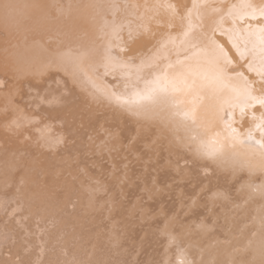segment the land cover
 Returning a JSON list of instances; mask_svg holds the SVG:
<instances>
[{"label": "bare ground", "instance_id": "6f19581e", "mask_svg": "<svg viewBox=\"0 0 264 264\" xmlns=\"http://www.w3.org/2000/svg\"><path fill=\"white\" fill-rule=\"evenodd\" d=\"M169 11L174 14L173 20ZM160 15L169 21H162ZM213 20L223 24L231 20L226 24L234 27L236 37L230 44L259 68L255 72L253 69V74L260 72L263 77L264 0H0V64L14 66L17 71L32 70L30 75L27 72L31 82L24 81L25 88L19 95H24L30 111L51 116L47 121L56 122L61 136L64 130L68 133L73 140L69 156L76 155L84 163L86 153L93 149L86 146L87 135L97 124L119 130L117 142L127 130L125 122L129 119L153 124L157 133L153 136L149 127L142 130L141 140H146L149 156L139 153L137 157L143 160H136L143 163L133 164L141 172L126 174L130 176L128 182L118 186L119 192L115 186L112 207L106 209L95 196L86 200L82 195L85 177L75 169L71 171L78 160L72 161L74 156L71 161L68 155L40 159L38 169L45 168L42 184L34 169L16 174L18 156L14 151L21 146L11 142L14 147L9 150L12 145L8 146L5 129L20 123L26 112H18L23 114L15 116L18 122L12 119L13 112L11 117L1 115L0 215L4 214L2 220L7 224V215L9 220L14 211L21 213L12 216L15 225L0 222V264H264V80L253 81L256 76L251 74L249 82L234 75L227 64L230 52L219 41L207 39L208 35L200 42L203 46L196 43L197 36L212 29ZM174 29L177 32L173 33ZM167 31L174 35L168 36ZM140 35L148 38L138 42L135 37ZM189 36L192 42L188 40L187 46L191 47L186 48ZM141 41L143 45L139 46ZM149 45L150 51L146 48ZM113 46L122 50L130 47L119 56ZM158 50L159 62L154 68L149 64L152 69L146 70L149 79L138 80L141 75L134 71L136 78L130 76L139 83L134 81L133 85L132 78L125 74L136 65L146 64L150 53ZM143 51L148 52L135 59L134 54ZM169 51L173 54L168 55ZM123 63L124 68L120 65ZM99 66L112 75L122 68L126 73L120 74L129 80L117 75V81L120 77L124 80L117 91L111 79L95 71ZM34 69L37 79L32 77ZM129 82L131 88H126ZM20 85L18 88L23 89ZM19 97L14 99L16 105L21 102ZM95 103L111 106L96 109L92 105ZM30 111L29 122L34 118ZM131 131L138 134L133 127ZM49 134L41 135L47 138ZM150 136L156 138L154 143L149 142ZM139 139L137 143H141ZM135 148L130 150L135 152ZM3 149L6 153L2 154ZM55 149L61 152L60 147ZM100 161L97 167H103ZM66 162L72 175L66 171ZM56 165L60 168L55 173ZM115 167L116 172L121 171ZM65 172L69 174L64 176ZM110 181L113 186L114 181ZM116 193H121L117 195L119 200ZM130 195L135 196L128 198ZM146 198L149 200L143 202ZM19 216L30 220L23 223ZM28 224L35 226L34 230L30 231ZM18 225L27 237H21V229L13 230ZM139 227L141 236L136 235Z\"/></svg>", "mask_w": 264, "mask_h": 264}, {"label": "rangeland", "instance_id": "374dc122", "mask_svg": "<svg viewBox=\"0 0 264 264\" xmlns=\"http://www.w3.org/2000/svg\"><path fill=\"white\" fill-rule=\"evenodd\" d=\"M65 1V0H64ZM118 12V11H117ZM120 12V11H119ZM118 12V13H119ZM117 13V14H118ZM123 13V12H122ZM122 13H120V14H122ZM168 13V12H167ZM172 15V20L174 19V14L173 13H171L170 11H169V16H171ZM110 15H112V13L110 14ZM165 17H167V16H165ZM160 19L162 20V21H164V20H167V19H165L164 18V15H160ZM170 19H171V17H170ZM185 20V19H184ZM187 20V19H186ZM169 20H167L166 21V23L168 22ZM171 21V20H170ZM216 20H213L212 22H211V28L212 29H210V28H208V26L210 25H207L206 24V26H207V28H208V31H210V30H213V31H215V32H212V31H210V33H208V31H207V29H206V31H205V33L203 34V35H201V36H197V40H196V43H198L200 46H203L204 44H201L200 42H201V40L203 41V40H205L206 39V37H207V35H208V37H207V39H211V40H214V41H219L218 43H221L222 44V46H224V48L228 51V53H229V55L231 56L230 57V60L227 62V64H228V68H230V69H232L231 70V72L234 74V75H241L243 78L244 77H246V78H244L246 81H249L250 82V80L249 79H252V75L251 74H253V69H255L254 70V72L256 71V69H258V71H259V68L258 67H256L255 68V64H253V62H250L249 60L250 59H248L246 56H244V55H242L241 53L239 54V52H236L235 50H234V48L232 47V45L230 44V41H232L233 42V40L235 39V37H236V34L233 32V28L234 27H230V26H228V24H226L227 22H229V21H231V20H229V21H227V22H225L224 24H223V21L222 22H220L219 21V23L216 21ZM174 22H175V20H174ZM187 22V21H186ZM209 23H210V21H208ZM123 24V23H122ZM170 25V24H169ZM227 25V26H226ZM168 26V25H167ZM171 27V26H170ZM169 27V28H170ZM210 27V26H209ZM219 30H220V34L218 33L219 32ZM224 30V31H223ZM172 31V30H171ZM170 31V32H171ZM176 31V29H174L172 32L174 33ZM218 31V32H217ZM228 31V32H227ZM230 31V32H229ZM124 32V31H123ZM165 32V31H164ZM164 32L162 31V33L161 34H164ZM168 32V31H167ZM166 32V33H167ZM170 32H168V36L170 35H172L173 33H171L170 34ZM177 32V31H176ZM218 33V34H217ZM174 35V34H173ZM200 35V34H199ZM210 35V36H209ZM212 35V36H211ZM206 36V37H205ZM220 36H221V38H220ZM217 37V38H216ZM141 38H144V37H142L141 35L140 36H136L135 37V39L136 40H140ZM146 38H148V37H146ZM146 38H144V39H146ZM191 37L189 36V38L187 37V40H186V46H187V42H188V40L189 41H191L192 42V38L190 39ZM204 38V39H203ZM150 39H152L151 37H150ZM150 39H147V40H150ZM179 39V38H178ZM139 40H138V42H139ZM142 40V39H141ZM180 40H183L182 38H180ZM142 42V43H141ZM140 43L141 44H139L138 43V45L139 46H141V45H143V42L144 41H141ZM154 42V41H153ZM156 42H158V40L156 41ZM156 42H154V43H156ZM137 43V42H136ZM136 43H134V44H136ZM154 43L152 44H150V45H153L154 46ZM147 46L146 48H148V47H152V46ZM136 46V45H135ZM114 47H115V49H114ZM130 46H128L127 47V49L129 48ZM137 47V46H136ZM143 47V49L144 50H146L145 49V46H142ZM185 47V46H184ZM188 47H191V46H187L186 48H188ZM139 48V47H138ZM154 48V47H153ZM112 49H114L115 51V54H116V52L117 53H119L120 51H127V49L125 50H122L123 48H118L117 49V47L116 46H113V48ZM149 49V48H148ZM147 49V50H148ZM180 49L181 48H179V50L178 51H180ZM234 50V51H233ZM148 51H150V49L148 50ZM148 51H146V52H148ZM146 52H137V53H135L134 54V57H136L135 59H137V55L139 56V55H141V54H145ZM121 53V52H120ZM119 53V56L121 55ZM159 53H160V50H158V52H155V53H150V56H149V58H147V63L146 64H142V65H136V68L134 67L133 69H131L132 71H130V74L129 73H126L125 71H123V69L122 68H124V65H125V63H123V64H120V65H123V67L122 68H120L119 69V72H117V74H115L116 75V77H114L112 74H109L108 72H106V71H102V70H100V69H98V68H101L103 65H101V67L99 66V67H97V68H95V71L98 73V74H100L101 75V77H105V78H108V80L109 79H111L110 80V83L112 84V85H114V89L115 90H117V91H119V90H121L122 89V87H121V85H122V81H124L125 79L127 80V78L128 77H125V76H130L131 74L133 75L134 74V71H136L135 73H138V76H140L139 77V79L138 80H142V79H140L141 77L142 78H146V79H149V71H146V70H148V69H152V68H154L155 67V65H157V63L159 62V57H160V55H159ZM169 54L168 55H172L173 54V52H168ZM118 55V54H117ZM133 55V54H132ZM131 54L129 55V58H128V55H124L126 58H128V59H130V56H132ZM136 55V56H135ZM155 55V56H154ZM238 55V56H237ZM153 57H154V59H153ZM162 57H163V55H162ZM236 57V58H235ZM132 58V57H131ZM161 58V57H160ZM134 59V58H133ZM150 59V60H149ZM238 59V60H237ZM135 62V61H134ZM248 63V64H247ZM149 64H152V65H150V66H152V68H150V66H149ZM251 64V65H250ZM4 65V67L3 66H1V64H0V75H1V77H0V81L2 82V84L0 85V91L1 90H3V91H1L0 92V101H1V103H0V106L2 107H0V116L1 115H6V113L8 114V116L9 117H11L9 114L10 113H12L13 112V116H14V118H13V116H12V119L13 120H15L16 122H18L17 120H16V118H15V116L17 117L18 115H20L18 112H20L21 111V113L22 112H28V111H30L29 109H28V107L29 106H26L25 104H24V102H25V99H24V95H19V92L21 91H23L24 90V88H25V83H24V81H27V80H29L30 81V79L28 78L29 76L27 75V72H28V74L30 75V72L32 71H28V70H24V69H22V68H20L19 70H20V72L22 73V75L21 74H16V72H18L17 71V69L18 68H16V67H14V66H10V65H5V64H3ZM12 65V64H11ZM255 65V66H254ZM7 66V67H6ZM134 66H135V64H134ZM146 66H147V68H146ZM1 67H3V68H1ZM13 67L15 68V70H16V72H14L12 69H13ZM141 67V68H140ZM239 67H240V69H239ZM9 70H8V69ZM11 69V70H10ZM101 69H103V68H101ZM138 69V70H137ZM252 69V70H251ZM3 70V71H2ZM23 72H22V71ZM145 70V71H144ZM2 71V72H1ZM13 71V72H12ZM26 71V74H25V76H24V72ZM103 73H102V72ZM121 71H123L124 73H126L125 74V76L123 75V73L122 74H120V72ZM138 71V72H137ZM262 71V70H261ZM4 72V73H3ZM34 73H35V69H34V71H33ZM244 72V73H243ZM262 72H264V70L262 71ZM32 73V72H31ZM34 73L32 74V77H36V79H37V77H38V73L36 72L35 73V75H34ZM103 75H102V74ZM7 74V75H6ZM9 74V75H8ZM13 74V75H12ZM261 73L259 72V74L257 75V73L255 74H253L254 76H256V77H253V78H255V79H253V81H256L258 78L260 79L261 78V80H264V75H263V77L260 75ZM3 75V76H2ZM17 75V76H16ZM37 75V76H36ZM109 75V77H107ZM117 75H122L123 77V79L120 77V81H117V80H119V78L117 77ZM137 75V74H136ZM24 76V77H23ZM111 76H113L114 78H111ZM134 76V78H136V76H135V74L133 75ZM133 76H130L131 78L133 77ZM137 76V77H138ZM144 76H146V77H144ZM250 76V77H249ZM258 76V77H257ZM25 77H26V79H25ZM13 78V79H12ZM20 78H22V79H20ZM117 78V79H116ZM134 78H132L133 79V81H131L130 80V82H132V84H133V82L135 81L134 80ZM249 78V79H248ZM257 78V79H256ZM7 79L9 80V81H7ZM15 79V80H14ZM32 79V78H31ZM35 79V78H34ZM114 79H116V81L114 80ZM128 80H129V78H128ZM138 80L137 81H135L136 83H139L138 82ZM114 81V82H113ZM252 81V80H251ZM14 82V83H13ZM31 82V81H30ZM115 82H118L117 84L115 83ZM130 82L128 83V85L130 84ZM134 82V84H136ZM9 83V85H7ZM21 85H20V84ZM133 84V85H134ZM16 85V86H15ZM20 85V87H23V89L22 88H18V86ZM117 85V86H116ZM126 86V88H131L130 86H131V84L129 85V86ZM72 86V85H71ZM116 86V87H115ZM120 87V88H119ZM9 88V89H8ZM12 88V89H11ZM15 88V89H14ZM19 89V90H18ZM16 90V91H15ZM18 90V91H17ZM8 91V92H7ZM116 91V92H117ZM7 94H6V93ZM20 92V93H21ZM14 93V94H13ZM23 93V92H22ZM21 93V94H22ZM11 94V95H10ZM12 94H13V96L14 95H16V97L18 98V96H20L19 98L20 99H18L19 100V102L20 103H17V105H16V101H17V99H16V97L14 96H12ZM4 97H3V96ZM7 96V98H6V96ZM10 97V98H9ZM12 99H13V101H12ZM14 99H16V101H14ZM10 100H11V102H13V103H15L14 105H13V103H11L10 102ZM4 102H5V104H4ZM9 102L12 104H10L9 105ZM7 103V104H6ZM24 104L25 105V107H24V105H22V104ZM8 105V106H7ZM15 105L17 106V109H15L16 107H15ZM96 109H102V108H108L109 106H111V105H98V104H92ZM25 108V110H23V108ZM97 106V107H96ZM22 108V110H20L21 108ZM18 108H19V110H18ZM26 108H27V110H26ZM30 108H31V110H32V107L30 106ZM15 109V110H14ZM3 110V111H2ZM17 110V112H14V111H16ZM7 111V112H6ZM34 111V112H33ZM33 111H30L29 113H32V117H34L33 118V121H32V118H31V120H30V122L28 121L29 120V117H31L30 115L31 114H29L28 115V113L26 114H24V117H25V115H27L28 117H27V121L24 119V117L22 116V115H20L21 117H23V118H21L22 119V121H20V123L18 122V124L17 125H13V124H11L12 126H14V127H7V129H5V132H6V138H7V140L9 141V142H7L8 144L10 143L11 144V142L13 143L14 142V144L15 143H17V144H19L21 147L18 149V150H16V151H14V154L15 155H17L18 157H17V160H18V164L14 167V172H16V174H19V173H22L24 170H30L29 172H33L34 174H36V176H37V178H39L38 179V183L39 184H42L44 181L42 180L43 179V175L45 174V168H40V169H38L39 167H37L38 166V162L40 161V159H45V160H51L52 159V157H54V156H56V155H59V156H67L71 151H70V143H72V139L71 138H69V136H68V133L64 130V132L61 130V129H59L60 130V132L61 133H64L62 136H61V134L58 132V129H57V127H55L56 125H54L56 122H54V124H52V121L50 122V121H47V120H50V119H52V117L51 116H49V114H48V116H49V118H47V114H44L43 112H41V111H36V110H33ZM3 112V113H2ZM38 112H40L41 114H42V116L41 115H39V113ZM14 113H17V115H15ZM35 113H37L36 114V116L37 117H35L34 115H35ZM44 116V120H43V117ZM19 117V116H18ZM17 117V118H18ZM41 117V118H40ZM20 118L18 119V120H21ZM38 121V122H36V120ZM42 119V120H41ZM35 120V121H34ZM40 120H41V122H40ZM6 121V120H5ZM23 121H26V122H23ZM98 120H96V122H97ZM34 122H35V124H34ZM45 122V123H44ZM46 122H48V124H46ZM50 122V123H49ZM128 122H131L132 124L130 125V123H128ZM144 121L142 120V119H133V120H131V119H129L128 121H126L125 123H126V126L128 127L127 128V130H126V128H125V130H123V133H122V136L120 135V140H119V142H117L116 140L118 139H116V134H118V133H120L119 132V130L117 131V130H115V132H114V130H110V128H108V126H106V125H104V126H106V127H104L103 125H101V124H97L96 125V128H94V129H92V134L91 133H89L87 136V144H86V146H88V150H91L92 148V153H86V157H87V159H85L83 162L84 163H82V161L81 162H79L80 160H79V157L77 158V156L76 155H71V156H69L68 155V159L70 160V159H73L74 157H75V159H73L72 161H75L76 160V158L78 159V160H76L77 161V163H75L74 165H76V166H74L73 165V163L71 162V164L70 165H73L74 167H76V168H74L73 166H72V168H70L71 169V171H73L72 169H75V171H77V174H83V175H80L81 177H85L84 178V180L82 181V183L84 184L83 186L85 187L84 188V193H82V195H85V198H86V200H87V198H89V197H92V196H95L96 198H98V202L100 203V204H102L103 203V205H105V207H106V209H111V207H112V199H111V196L113 195V193L114 192H117V190H118V192H119V190H121V189H119L118 188V186H120V184L121 183H124L125 181V183H127L128 181V179H129V177L130 176H127L126 174L127 173H130L131 175H136L137 173H139V172H141V170H138L139 168H138V166H134V164L133 163H137V162H139L140 164H142L140 161L141 160H143V159H139L137 156L139 155V153H141L142 155H144V154H147L148 155V153H146L145 152V150L146 151H148L147 150V147H146V145H147V143H146V140H141V133L143 132V131H146V129L149 127L150 129H153L152 130V133H153V136H154V134H157L156 133V127H154L155 125H153V124H149V123H146V122H144ZM4 123V121L2 120H0V129H2V130H4L3 128H2V124ZM135 123V124H134ZM19 124H21V125H19ZM33 124V125H32ZM51 124V125H50ZM143 124V125H142ZM36 125V126H35ZM41 125V126H40ZM99 125V126H98ZM142 125V126H141ZM17 126V127H16ZM45 128H44V127ZM141 126V127H140ZM52 127V128H51ZM132 127H133V129H134V131L135 132H137L138 134H140V135H136V133H133L131 130H132ZM34 128V129H33ZM44 128V129H43ZM52 129V131H51V129ZM55 128V129H54ZM98 128V129H97ZM9 129V130H8ZM37 129V130H36ZM40 129H43L42 131H40ZM47 129V130H46ZM50 129V130H49ZM129 129V130H128ZM136 129V130H135ZM22 130V131H21ZM30 130V131H29ZM55 130H57V131H55ZM94 130H96V131H94ZM107 130V131H106ZM143 130V131H142ZM39 131V132H38ZM43 131H44V133H43ZM51 132L52 133V135H51V133L49 134V132ZM55 131V132H54ZM120 131H122V130H120ZM10 132V133H9ZM32 132V133H31ZM127 132V137H126V135H125V133ZM9 133V134H8ZM27 133V134H26ZM28 133H29V135H28ZM31 133V134H30ZM39 133V134H38ZM59 133V134H58ZM102 133V134H101ZM143 133H145V132H143ZM7 134H8V136H7ZM10 134H12V136L10 135ZM15 134V135H14ZM20 134V135H19ZM33 134V135H32ZM37 135V136H35V135ZM41 134H49L50 136H53V137H48L49 135H47L46 137L48 138H43V135H41ZM65 134H67V135H65ZM94 134V135H93ZM108 134V135H107ZM124 134V135H123ZM130 134V135H129ZM132 134V135H131ZM17 135V136H16ZM58 137H56V136ZM65 135V136H64ZM96 135V136H95ZM98 135V136H97ZM106 135V136H105ZM145 135V134H144ZM26 136V137H25ZM40 136V137H39ZM45 136V135H44ZM66 136H67V138H66ZM90 136V137H89ZM93 136V138H91ZM102 136V137H101ZM109 136V137H108ZM126 138H125V137ZM130 136V137H129ZM136 136V137H135ZM138 136H139V140L141 141V143L140 142H138L139 143V145H138V143H137V139H138ZM152 136V138H151V136L149 137L150 138V143H154V139H156L155 137H153ZM11 137V138H10ZM25 137V138H24ZM34 139H32V138ZM41 137H42V139H41ZM61 137H63L64 139H61ZM97 137V138H96ZM105 137H106V139H105ZM122 137H124V140H123V138ZM130 139H129V138ZM8 138H10V139H8ZM19 138V139H18ZM22 138V139H21ZM49 138H50V142H49ZM57 138V139H56ZM91 138V139H90ZM96 138V139H95ZM149 138H148V140H149ZM25 139V140H24ZM41 139V140H40ZM94 139H95V141H94ZM112 141H111V140ZM127 139H129V141L127 140ZM134 139V140H133ZM26 140H27V142L28 143H31V144H27V142H26ZM30 142H29V141ZM45 140V141H44ZM72 140V141H71ZM90 140V141H89ZM106 141V143H105V141ZM123 140V141H122ZM138 140V141H139ZM23 141L24 142H26V143H23ZM37 141H38V143H37ZM43 142L44 141V143H41V142ZM47 141H48V143H47ZM65 142V144H63V145H65V147L64 148H62V143H64ZM125 141H127L126 143H128V144H126L125 143ZM0 142H1V140H0ZM35 144H34V143ZM45 142L47 143V145L45 144ZM56 142V143H55ZM96 142V143H95ZM99 142V143H98ZM121 142V143H120ZM123 142V143H122ZM132 142L134 143V145L132 144ZM6 143V144H7ZM54 143V144H53ZM91 143H94V144H92L91 145ZM98 143V144H97ZM103 143V144H102ZM1 144V143H0ZM10 144L8 145L9 147H10ZM27 144V145H26ZM38 144V145H37ZM40 144H42V146L40 145ZM46 146H45V145ZM119 144V145H118ZM122 144H123V147L125 148V150L126 151H124V148H121V146H122ZM141 144V145H140ZM12 145V144H11ZM23 145H24V147H23ZM26 145V146H25ZM31 145V146H30ZM44 145V146H43ZM52 145V146H51ZM59 145V146H58ZM96 145V146H95ZM131 145H133V146H131ZM137 145H138V147H139V149H137ZM7 145H6V151H7V147H8ZM48 146V147H47ZM13 147H14V145H12V148H9V150L10 149H13ZM54 147V148H53ZM56 147H60L61 148V152L57 149H55ZM91 147V148H90ZM132 147H136L135 148V152H134V149H132V150H130ZM141 147V148H140ZM97 148V149H96ZM25 149H27V150H25ZM36 149V150H35ZM40 150V154H39V150ZM63 149H64V151H63ZM120 149H122V151L120 150ZM143 149V150H142ZM4 149H3V151H2V154L4 153V151H5ZM38 150V151H37ZM45 150V151H44ZM46 150H48V151H46ZM86 150H87V148H86ZM115 150V151H114ZM139 150V151H138ZM141 150V151H140ZM6 151H5V153H6ZM24 151V152H23ZM42 151V152H41ZM114 151V152H113ZM127 151H128V154H127ZM129 151H131V152H129ZM136 151H138V154H137V152ZM142 151H144V152H142ZM9 152V151H8ZM13 152V151H12ZM11 152V153H12ZM125 152V153H124ZM10 153V152H9ZM49 153H50V156H49ZM104 153V154H103ZM119 153V155H117L116 156V154H118ZM13 154V153H12ZM30 154V155H29ZM34 154V155H33ZM37 154V155H36ZM39 154V155H38ZM41 154H44V155H41ZM62 154V155H61ZM93 154H95V155H93ZM127 154V155H126ZM131 154H135V155H131ZM54 155V156H53ZM102 155V156H101ZM105 155V156H104ZM128 157L129 155L131 156V157H133V159H131V157H126V156ZM141 155V156H142ZM38 156V157H37ZM44 156V157H43ZM46 156V157H45ZM74 156V157H73ZM149 156V155H148ZM35 157H36V159H35ZM99 157H100V159H99ZM143 157V156H142ZM145 157V156H144ZM93 158V159H92ZM97 159V161L98 162H96L95 161V159ZM114 158H116V159H121V160H117L116 161V159H114ZM127 158V159H126ZM21 159V160H20ZM33 159V160H32ZM124 159V160H123ZM136 159H139L140 161H138V160H136ZM164 159L165 158H162L160 161H159V163H161V162H163L164 161ZM94 160V161H93ZM101 160V161H100ZM129 160V161H128ZM131 160V161H130ZM145 160H147V159H145ZM144 160V161H145ZM23 161H25L24 162V164H23ZM68 161V160H67ZM71 161V160H70ZM92 161V163L94 164V166H95V169L93 168L94 166H92L93 164L92 163H90ZM99 161H100V164L103 166V167H101L100 165H99V167H97L98 165L97 164H99ZM120 161H122V162H120ZM29 162H30V165H29ZM89 162V163H88ZM94 162H96V164L94 163ZM113 162H115V163H113ZM118 162V163H117ZM120 162V163H119ZM128 162H129V168H128ZM26 163V164H25ZM65 163V162H64ZM70 163V162H69ZM87 165H86V164ZM106 163V164H105ZM108 163H109V165H108ZM117 163V164H116ZM31 164H33V165H31ZM90 164H92V165H90ZM132 164V167H130V165ZM139 164V165H140ZM25 165H28L29 166V168H28V166L26 167ZM35 165V166H34ZM88 165H89V168H90V170H89V168H88ZM118 165H121L119 168L117 167ZM62 166H65V165H62ZM62 166H61V168H62ZM67 166H69V164L66 162V166H65V168L66 169H68V167ZM87 166V167H86ZM92 166V167H91ZM116 166V167H115ZM35 167H37L36 169H35ZM54 167V166H53ZM59 166H55V168H54V170H55V173L57 172V168H58ZM69 167H71V166H69ZM100 167L101 168H103L101 171H100ZM105 167H107V168H105ZM114 167L116 168V170H118V169H120L121 171H119L118 170V172H116L115 171V169H114ZM134 167H136V168H134ZM60 168V167H59ZM64 168V167H63ZM88 168V169H87ZM99 168V169H98ZM105 168V169H104ZM122 168H123V170L124 171H122ZM138 168V169H137ZM195 168H197V167H195ZM32 169H34L33 171H31ZM70 169H68V170H66V171H70ZM82 169V170H81ZM109 169V170H108ZM131 169H137L136 171H131ZM58 170H60V169H58ZM78 170H80V171H78ZM86 170H89V171H86ZM93 170V171H92ZM108 170V171H107ZM19 171V172H18ZM71 171H70V174H71ZM74 171V172H75ZM99 171V172H98ZM106 171V172H105ZM115 171V172H114ZM36 172V173H35ZM67 172V173H68ZM87 172V173H86ZM95 172H97V173H95ZM107 172H108V174H107ZM133 172H135L134 174H133ZM66 172H65V174H64V176L67 174ZM76 173V172H75ZM95 175H94V174ZM103 173V174H102ZM69 174V173H68ZM67 174V175H68ZM93 174V175H92ZM101 174V175H100ZM72 175V174H71ZM106 175V176H105ZM40 176V177H39ZM120 176V177H119ZM95 177H96V179H95ZM107 177V178H106ZM104 178V179H103ZM114 179V180H113ZM106 182H105V181ZM108 180V181H107ZM109 180H111V181H114L113 183H115L113 186H111V184H112V182H111V184H108V182H109ZM120 180V181H119ZM87 183V184H86ZM108 185H110V187L108 186ZM78 186V188H80L79 187V185H77ZM115 186H117L116 188H117V190H116V188H115ZM9 187H11V185L9 186L8 185V188ZM99 187V188H98ZM93 188V189H92ZM108 188V189H107ZM110 188V189H109ZM80 189H83V187L82 188H80ZM103 190V191H102ZM115 190V191H114ZM76 192H79V190L77 189V191ZM85 192H87V193H85ZM89 193V194H88ZM101 193H104L105 195L103 196V195H101ZM100 194V195H99ZM118 194H121V193H116V196L118 195ZM138 194V193H137ZM98 197H97V196ZM135 196V195H134ZM133 195H130V197L128 196V198H132V197H134ZM76 197H78V196H76ZM101 199H100V198ZM104 199H103V198ZM75 198V197H74ZM80 198H81V196H80ZM117 198V200H119V196H117L116 197ZM122 199V198H121ZM76 201V199H72V201ZM85 200V201H86ZM117 200H115L114 202H116ZM146 200H149V199H145L143 202H145ZM84 201V200H83ZM85 201H84V203H85ZM80 202H81V200H80ZM105 202V203H104ZM107 203V204H106ZM85 206H86V203L84 204ZM84 206V207H85ZM176 206V205H175ZM174 206V207H175ZM71 207V206H70ZM19 212L21 213V211H14V213H13V215L15 216H17L18 214H19ZM156 212H157V209H156ZM17 213V214H16ZM6 215V214H5ZM12 215V216H13ZM0 216H2V218H0V222H3L4 223V218H5V216H4V214H2V215H0ZM3 216H4V218H3ZM10 216V215H9ZM9 216L7 215V221H6V219H5V222H7V224L10 222L12 225H15V223H13V222H16V220L15 221H12L13 220V218H12V216H11V218L8 220V218H9ZM80 216H82V215H80ZM20 218V220H21V218H22V216H19ZM18 218V217H17ZM3 219V220H2ZM12 219V220H11ZM29 218L28 217H26V218H22V221L24 220H28ZM30 220V219H29ZM28 220V221H29ZM24 221H23V223H24ZM33 221H35V220H33ZM27 221H25V223H26ZM31 222H32V220H31ZM29 223V222H28ZM6 223H4V225H7ZM11 224H9L10 226H11ZM29 226H31V227H29V230H30V228H31V230H34V228H35V226L33 227V225H30V224H28ZM33 227V228H32ZM50 227V226H49ZM13 228V227H12ZM15 228L16 229H18L19 228V230H20V232L22 233V236L21 237H25L24 235H26V233L24 234V230H22L23 228H21V226H17V227H14L13 228V230L14 231H16L15 230ZM50 228H52V227H50ZM30 230V231H31ZM13 231V232H14ZM17 232H19L18 230H17ZM141 228L139 227V229H137V234L136 235H140L141 233ZM32 235H29L30 237H32L33 236V233H31ZM28 236V237H29ZM141 236V235H140ZM139 236V237H140ZM26 237H27V235H26ZM158 245H162L163 246V244H158ZM158 247H160V246H158ZM138 248V249H137ZM139 248L140 247H136V252H138V250H139ZM145 248H146V246H145ZM161 248V247H160ZM160 248H158V250H162V248L160 249ZM4 255H6V253L4 254Z\"/></svg>", "mask_w": 264, "mask_h": 264}]
</instances>
